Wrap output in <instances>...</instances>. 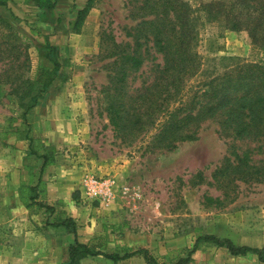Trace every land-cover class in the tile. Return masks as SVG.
Returning <instances> with one entry per match:
<instances>
[{"label": "rangeland", "instance_id": "rangeland-1", "mask_svg": "<svg viewBox=\"0 0 264 264\" xmlns=\"http://www.w3.org/2000/svg\"><path fill=\"white\" fill-rule=\"evenodd\" d=\"M2 1L6 6H0V18L12 30L0 23V133L6 120L14 118L16 122L11 124L15 135L0 139V264H66L67 248L75 240L104 253L113 252L117 246L128 251L144 249L156 264H166L165 251L174 255L176 262L180 252L175 255L172 253L177 251L167 253V249L177 247L170 244L180 235L196 233L195 241L198 236L216 237L213 234L222 228L220 220L224 217L264 208V184L258 183L237 182L233 200L222 207L205 200L222 199V191L209 183L232 142L218 137L214 119L200 124L194 140L180 142L172 150L149 151L148 138L127 146L113 132L101 92L108 85V73L103 69L108 60L100 53L109 46L110 42L104 41L108 37L117 44L133 46L126 34L142 21L141 12L136 10L141 0H94L78 34L72 31L74 9L53 19L23 1L22 11H13L10 0ZM181 1L196 9L211 0ZM9 32L23 36L22 41L8 40L15 42L14 49H9L11 43H3V36ZM151 45L147 44L150 53ZM49 49L50 59L54 58L60 68L24 120L25 108L11 90L26 78L34 80L40 71L52 75V61L45 58ZM196 52L201 66L185 84V101L198 84L226 70L252 63L264 65V51L252 45L245 32L225 30L216 23H205L199 29ZM156 62L143 66V74L141 70L137 73L130 89L147 80L148 66ZM23 104L31 102L26 99ZM29 140L32 147L42 145L54 158V165L47 166L41 176L46 190L52 189L43 204L53 211H27L17 202L18 192L15 195L11 185V177L23 178L25 183L32 176L37 181L41 160L29 155ZM237 145L240 150L246 148ZM89 177L112 182L109 202L86 199L81 183ZM67 219L74 223V232L52 227ZM192 248L186 250L185 257L191 256ZM204 253L211 255V260L205 255L198 264H229L225 248H209ZM252 259L259 264L256 255L252 254ZM79 264L114 263L97 256ZM116 264L146 262L139 255Z\"/></svg>", "mask_w": 264, "mask_h": 264}, {"label": "trees", "instance_id": "trees-1", "mask_svg": "<svg viewBox=\"0 0 264 264\" xmlns=\"http://www.w3.org/2000/svg\"><path fill=\"white\" fill-rule=\"evenodd\" d=\"M24 2L39 10H51L55 6V0ZM93 2L87 0L84 8L77 11L72 25L75 34L79 33ZM139 3L136 10L137 13L141 12L142 21L126 34L132 39L133 46L117 44L108 37L104 41L110 44L100 53L108 60L103 67L108 73V85L101 91L108 123L122 144L130 146L137 140L148 138L146 149L154 151L172 150L180 142L194 140L200 124L214 119L218 125V137L232 142L229 145L230 152L214 169L209 183L222 191V199L207 197L205 200L215 203L216 207H222L224 202L233 200L237 182L264 184V65L252 63L226 70L198 84L186 101L182 92L185 84L198 74L201 66L196 46L199 29L205 23H216L229 31L245 32L250 43L264 51V0H211L196 9H191L181 0H141ZM0 6H6L2 0ZM150 15L153 18L144 19ZM10 17L16 20L14 14H10ZM0 23L4 24L3 28L12 30L1 18ZM31 34L36 35L33 29ZM3 37L4 44L11 43L9 49H14L16 45L8 40L22 41L23 38L13 32ZM104 41L102 39V43ZM149 43L152 44V53L148 52ZM50 55L51 49L45 58L50 59ZM50 61L53 65L51 76L40 71L34 80L26 78L11 90V94L21 102L20 107L25 108L24 120L27 112L36 105L37 99L51 86L57 75L60 65L54 58ZM148 61L157 62L148 66L147 80L139 87L130 89L137 73L143 66L147 67ZM143 72L141 70V75ZM26 99L31 102L28 106L23 104ZM14 122V118L4 122L0 139L6 140L15 135L11 130ZM237 142L246 148L240 150ZM29 143V155L40 159L41 165L35 185L18 187V199L27 211L33 208L53 211L43 204L46 188L41 176L47 166L54 165V158L44 146L34 148L31 146L32 140ZM39 150L43 154L39 155ZM197 177L202 179L201 173ZM32 181L30 176L29 184ZM52 227H63L74 232L75 225L67 219ZM199 242L225 248L232 257L252 253L256 255L259 264H264V249L235 246L229 240L213 236H198L190 253L196 250ZM139 255L146 264H156L144 249L126 252L117 246L113 252L104 253L75 240L67 248L66 264H79L83 259L97 256L116 264ZM189 257L172 262L176 259L174 255L172 258L163 256V260L166 264H187Z\"/></svg>", "mask_w": 264, "mask_h": 264}, {"label": "crops", "instance_id": "crops-1", "mask_svg": "<svg viewBox=\"0 0 264 264\" xmlns=\"http://www.w3.org/2000/svg\"><path fill=\"white\" fill-rule=\"evenodd\" d=\"M22 1L24 2V0H10L11 2L10 4L12 6L13 11H19V10L22 11V7H21ZM86 2L87 0H55V6L51 10H39L38 8L33 7L29 3L24 2V4L31 5L35 11L44 12L45 15L50 16L53 19L54 18L58 19V18H62V16H65V14L69 13L70 11H73V9L74 12L77 13V11L84 8ZM61 25L64 26L65 24H61ZM74 118L73 119L70 118L69 120L73 122ZM11 178H12L11 185L12 187L15 188V195L16 192H18L17 190L19 186L21 185L33 186L36 184V180H34L32 184H29V180L23 183L25 181L23 178H21L20 181L18 178L16 180L13 177ZM51 191L52 189L48 187L46 190V195L48 198L51 197L52 195ZM15 198L17 200L16 196ZM17 202L20 203L19 200ZM220 223L222 225V228L218 229L213 234L216 237L221 239H227L236 246H244V247H249L251 249H264V208L260 209L259 212L241 210L237 213H234L231 216L224 217L222 220H220ZM195 236L196 233H191L189 235L187 234L180 235V238H177L170 244V246L174 244L173 246H177V247H170L169 249H167V253L168 251L169 253L170 251H177L173 253H176L177 255L180 252V256H179L180 259L186 258L184 256L185 252L188 248L193 247L195 242ZM120 247L124 248L126 252H132V251H128L125 246H120ZM209 248H213V251H218L220 249L211 243L199 242L197 244L196 250L190 256L191 260L189 264H198V261L202 258V256L205 255H206L205 258L206 260H211L212 258L211 255L204 253V251L209 250ZM164 255L169 256V258H172V256L170 254H166L165 251H164ZM228 257L229 258L227 262L229 264H251V263L257 264L252 259V254H246L243 257H232L229 255ZM133 258H136V256L126 260H130ZM126 260L120 262H124Z\"/></svg>", "mask_w": 264, "mask_h": 264}, {"label": "built area", "instance_id": "built-area-1", "mask_svg": "<svg viewBox=\"0 0 264 264\" xmlns=\"http://www.w3.org/2000/svg\"><path fill=\"white\" fill-rule=\"evenodd\" d=\"M112 185L109 179L89 177L82 181L81 189L86 199L104 204L112 198Z\"/></svg>", "mask_w": 264, "mask_h": 264}]
</instances>
